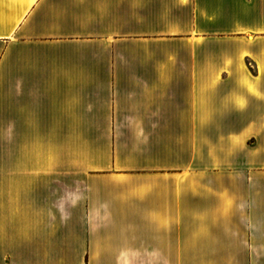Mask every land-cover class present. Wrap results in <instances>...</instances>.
Instances as JSON below:
<instances>
[{"label": "crops", "instance_id": "crops-1", "mask_svg": "<svg viewBox=\"0 0 264 264\" xmlns=\"http://www.w3.org/2000/svg\"><path fill=\"white\" fill-rule=\"evenodd\" d=\"M0 264H264V0H0Z\"/></svg>", "mask_w": 264, "mask_h": 264}]
</instances>
